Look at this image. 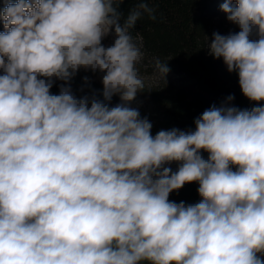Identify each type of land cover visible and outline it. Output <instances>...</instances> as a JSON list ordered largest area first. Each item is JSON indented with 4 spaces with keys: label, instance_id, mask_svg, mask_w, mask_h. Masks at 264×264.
Wrapping results in <instances>:
<instances>
[{
    "label": "clouds",
    "instance_id": "clouds-1",
    "mask_svg": "<svg viewBox=\"0 0 264 264\" xmlns=\"http://www.w3.org/2000/svg\"><path fill=\"white\" fill-rule=\"evenodd\" d=\"M5 3L0 264H264V0H225L240 30L208 43L257 106H212L195 131L155 136L138 109L105 103L145 89L130 30L143 14L155 19L147 2L123 24L124 0ZM81 68L104 73L103 100L64 85L51 93L54 79L67 83ZM155 68L170 71L159 59ZM193 182L198 202L169 200Z\"/></svg>",
    "mask_w": 264,
    "mask_h": 264
},
{
    "label": "trees",
    "instance_id": "trees-1",
    "mask_svg": "<svg viewBox=\"0 0 264 264\" xmlns=\"http://www.w3.org/2000/svg\"><path fill=\"white\" fill-rule=\"evenodd\" d=\"M139 2L140 0H124V3L119 5L118 11L122 13L121 24ZM144 2L154 9L155 19L143 14L130 30L143 53L142 59L167 62L170 69L167 75L193 82L201 90L200 94L193 95L186 86L166 82L159 87L141 91L144 97L155 105L148 115L153 136L160 130L173 128L184 132L195 131V119L212 106H235L240 109L257 106V102L250 101L243 95L238 74L229 72L222 59H216L209 54L208 43L213 38L212 23L226 16L221 10L225 0ZM5 6V0H0V10ZM2 28L3 23L0 21V31ZM103 75L99 70L93 72L81 68L67 83L54 79L50 91L52 94H59L62 85L70 86L77 98L88 96L103 100ZM229 95L234 96L230 102L227 101ZM105 103L111 107L127 102L121 100L120 94H114L111 100ZM259 103L264 104V101ZM201 155L207 159L209 153L201 150ZM167 166L176 171L179 165L173 162ZM198 187L196 182L187 183L182 189L170 193L169 200L177 203L183 201L185 204L196 203L201 199Z\"/></svg>",
    "mask_w": 264,
    "mask_h": 264
},
{
    "label": "rangeland",
    "instance_id": "rangeland-1",
    "mask_svg": "<svg viewBox=\"0 0 264 264\" xmlns=\"http://www.w3.org/2000/svg\"><path fill=\"white\" fill-rule=\"evenodd\" d=\"M240 29L237 25L229 22L225 17L215 20L212 23V32L219 33L221 35H228L229 33H236ZM1 31H5L4 27ZM115 36L114 34H110L102 40V44L105 47L111 46L112 42L114 41ZM137 69L140 76L144 79L145 82V89H151L155 87L161 86L163 83L166 82H174L177 85L186 86L190 93L193 95H197L201 93L199 86L194 84L193 82H187L185 80L177 79L166 75L165 78L158 72L155 68V60L153 59H142L139 64H137ZM128 106L132 108H136L140 112L141 118H147L148 115L155 108L153 102L145 98L142 92H138L135 99L127 102Z\"/></svg>",
    "mask_w": 264,
    "mask_h": 264
}]
</instances>
